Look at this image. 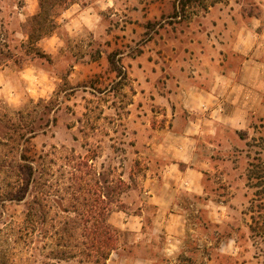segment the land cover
Returning a JSON list of instances; mask_svg holds the SVG:
<instances>
[{
  "label": "rangeland",
  "instance_id": "1",
  "mask_svg": "<svg viewBox=\"0 0 264 264\" xmlns=\"http://www.w3.org/2000/svg\"><path fill=\"white\" fill-rule=\"evenodd\" d=\"M58 1L45 25L52 31L34 43L39 0H0V47L14 57L1 67L13 73L0 95V264H264L247 180L250 160L264 154V46L245 36L263 66L241 76L225 44L234 41L227 20L264 23V0H200L180 17L181 0ZM230 96L237 107L225 105ZM27 149L38 182L21 190L10 174ZM80 161L109 199L123 183L124 211L109 216L114 247L100 263L59 260L51 236L55 220L76 216L66 212L68 171ZM35 195L48 221L27 235Z\"/></svg>",
  "mask_w": 264,
  "mask_h": 264
},
{
  "label": "trees",
  "instance_id": "2",
  "mask_svg": "<svg viewBox=\"0 0 264 264\" xmlns=\"http://www.w3.org/2000/svg\"><path fill=\"white\" fill-rule=\"evenodd\" d=\"M58 2V0H39V11L34 16L33 22L40 34L38 33L37 37H34L33 33L29 34L28 39L30 42H38L44 35L52 31V28L47 30L45 25L49 19V7L56 5ZM198 2L200 0H181L179 5L177 4L179 11L176 12V17H180V15L184 16L186 8L196 5ZM2 49L4 48L0 47V68L14 60V57L10 54V50L5 51ZM108 59L111 70L119 77H122L123 71L117 66L115 55L111 54ZM240 135L242 139H246L245 134L240 132ZM262 141L264 142V138ZM23 143H28V140H25ZM261 147H264V145ZM29 152L30 150L28 149L21 152L19 166L15 171H11L10 174L11 176L16 174L15 182L21 190L24 184L31 185V183L38 182L39 170L34 164L28 163L31 159ZM256 154L257 157H254L249 162L247 175L248 186L254 190L249 208L251 214L250 230L253 235L264 230V154L262 152H256ZM67 158L70 159L69 157ZM80 159L74 156L72 161L76 162ZM88 167L87 163L80 161V163L72 166V170L68 171V180L72 183L68 189H72L73 187L74 190L68 202L66 212H73L76 216H68L64 219L58 218L50 226V230H52L51 236L53 237L52 241L59 249V252H57V258L59 260L80 258L83 261L94 258L97 263H100L102 260H106L108 253L114 247V235L116 232L109 224V216L115 209L124 211L125 206L119 199L120 193L122 192H118L117 190L118 187H123V183L121 181L119 185L116 184L112 187L111 200L108 198L109 194L102 195L97 190H94L93 185L98 186L100 183L99 181H96L95 184L91 183V178H94V176L91 174L90 169L86 172L84 171V168L86 169ZM43 173L44 171L41 176ZM6 198L9 201L23 200L22 196H15L14 193H9ZM41 206V200L37 195L28 204L25 219V231L27 235L37 231L39 221L42 222V225L48 221L45 217L41 218L43 215L39 212ZM44 207L46 206L44 205ZM20 232L22 233V229H20Z\"/></svg>",
  "mask_w": 264,
  "mask_h": 264
},
{
  "label": "crops",
  "instance_id": "3",
  "mask_svg": "<svg viewBox=\"0 0 264 264\" xmlns=\"http://www.w3.org/2000/svg\"><path fill=\"white\" fill-rule=\"evenodd\" d=\"M264 6V5H263ZM227 28L229 30V35L231 33H233V42H231L232 46H227L228 43L226 42V50L229 56L236 59L237 61H239V68L242 69L241 72V76L243 75V72H245L247 69H254L255 67H260L263 66V63H259L258 59H253L251 57V50L253 49L252 47H254L257 51L260 50V47L264 46V41H261L260 38L264 39V23L261 22V20L256 17V16H249L247 19L241 18L240 20H227ZM251 25H254L252 28ZM219 27H225V24L223 22V20H221L218 24ZM260 26H262L261 29V35L259 33V28ZM234 30V32H233ZM247 35H251L254 38V44L251 48H248L247 42L248 40H246L247 38L245 36ZM231 51V52H230ZM221 55V54H220ZM217 58V57H216ZM217 60H219V58H217ZM11 71L13 73V70H11V68L9 66H6L5 68H1L0 70V95H2L5 91H7V87L9 85V76L11 74ZM24 72H26V69L24 71H20L19 74H24ZM240 73V70L239 72ZM239 87L241 88V90H245L246 87L243 84V82H241V84H239ZM249 88H247L248 90ZM250 90V89H249ZM229 103L225 104V105H233L234 107H237V103H236V99L232 96H230V99L228 98ZM242 101H244L245 103L246 100L243 99ZM219 106L221 107V103H219ZM215 113V112H214ZM221 123L224 124H229L232 123V120L228 119L225 116H221L220 120ZM161 135H163V140L160 144V146H164V148H167L166 145H170L171 142L167 141L168 138H166L167 133H162ZM177 159H179V155H176ZM162 159V158H161ZM180 161L181 160H177ZM179 164V162H172L171 163V168L173 169L175 166H177ZM188 170H192L191 167L187 168ZM150 193V192H149ZM154 198H156V195L153 196Z\"/></svg>",
  "mask_w": 264,
  "mask_h": 264
},
{
  "label": "clouds",
  "instance_id": "4",
  "mask_svg": "<svg viewBox=\"0 0 264 264\" xmlns=\"http://www.w3.org/2000/svg\"><path fill=\"white\" fill-rule=\"evenodd\" d=\"M20 102L19 99H10L9 100V103H12V104H18Z\"/></svg>",
  "mask_w": 264,
  "mask_h": 264
}]
</instances>
